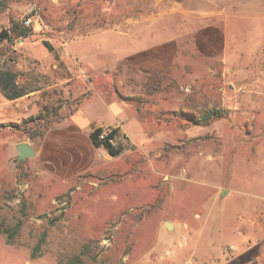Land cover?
I'll use <instances>...</instances> for the list:
<instances>
[{
	"label": "rangeland",
	"instance_id": "obj_1",
	"mask_svg": "<svg viewBox=\"0 0 264 264\" xmlns=\"http://www.w3.org/2000/svg\"><path fill=\"white\" fill-rule=\"evenodd\" d=\"M170 1L0 0V35H14L12 41L0 36L2 65L16 71L11 59L25 63L18 50L43 55L46 40L81 52L95 70L120 71L99 72L87 89L80 84V94L90 92L73 118L79 130L68 128L77 98L66 94L50 104L56 114L20 119L19 129L0 127V229L12 232L8 243L0 231V264H61L87 242L90 252L81 264H169V241L184 239L186 215L204 209L220 229L217 238L228 243L225 251L230 242L242 245L234 233L237 212L246 202L264 204V61L230 70L218 39L206 43L203 56L180 54L167 71H132L131 62L140 67L158 61L160 45L169 49L170 37L182 32L179 17L157 14ZM29 17L27 36H18L12 27H23ZM253 37L237 44L249 48ZM17 75L21 85L44 86V75ZM120 94L135 99L124 101ZM210 107L222 117L196 124ZM116 118L125 121L130 137L117 135L123 151L108 159L90 147L89 129ZM40 129L44 134L36 136ZM19 141L30 142L36 155L19 162ZM166 222L180 232L168 230ZM245 255L240 264H251ZM258 258L256 264H264L261 253Z\"/></svg>",
	"mask_w": 264,
	"mask_h": 264
},
{
	"label": "crops",
	"instance_id": "obj_2",
	"mask_svg": "<svg viewBox=\"0 0 264 264\" xmlns=\"http://www.w3.org/2000/svg\"><path fill=\"white\" fill-rule=\"evenodd\" d=\"M233 1H170L171 5H169L168 9L160 11L157 14H171L179 17L181 22L178 23L183 27L182 32L175 33L170 37L168 44L171 47L169 49H166L167 43L160 45L158 61L151 60V65L148 66H145V63L142 62L140 67L131 62L130 68H132V71L145 75L167 71L171 69L180 54L190 53V55L194 56H203L202 49L206 43L218 39H222L224 42V60L230 65V70L242 72L249 64L256 61H264V1L238 0L236 3ZM232 10L234 11L232 12ZM247 29L250 32L246 34L244 32ZM249 34L256 35V37H253L252 42L254 43L249 48L243 46V50L237 44V40L243 39L245 35ZM46 49L47 52L43 55H37L34 49L31 48L19 49L20 57L24 58V64L11 59L12 63H15L17 67L16 71L9 67L11 70L16 73L19 70L26 71L30 76L34 74L36 78L44 75L45 83L43 87H38L28 94L12 100L6 98L1 93V95L3 94V101L0 102V110L4 113L1 115V119L6 123H18L20 119L40 113H44V116L49 113L56 114L57 110L50 108V104L57 103L66 94L71 99L77 98L76 107L68 117L70 119L68 128L74 131L79 130L81 128L74 122L73 118L79 111L87 93L90 92L86 91L88 88L87 84L90 86L93 79L101 76L99 72L105 69L95 70V68L85 64L83 60L84 54L79 51L72 49L64 50L63 48L61 50L54 48L51 51L47 47ZM161 56L164 58L161 59ZM4 66L8 67L7 65ZM112 71H115L114 74L117 76L118 72L120 73L117 66H112L111 69L104 72L111 73ZM52 72H56V74L51 75ZM48 80L50 82H47ZM16 82L20 84L18 75ZM81 83L86 88V92L83 94L78 92ZM26 84L28 83L26 82ZM8 108L10 109L3 110ZM54 108L56 107L54 106ZM12 111H20L21 113L20 115L15 114L16 116H13L11 115ZM124 124L125 121L116 118V121L113 123L92 124L89 130L91 134L97 127L111 126L118 129V135L121 138L130 137L126 132ZM190 128V126L188 129L186 127V130L189 131ZM20 142L23 141L17 142L14 146L15 149L16 145ZM93 145L91 142L90 147ZM97 149L100 153L103 152L107 155L104 147H98ZM107 156L109 158H106L110 159V155L108 154ZM66 192L64 191L63 193ZM241 210L237 212L240 226L234 230V233H237L241 238L242 245L230 242L229 245L232 244L236 248L230 252L224 249L228 243L220 241L217 238L220 229L218 225L216 226L217 223L214 221L212 213L210 214L204 209L203 212L197 211L193 215L187 214V219L181 226L187 236L185 234L184 239L179 238V243H176L177 240L169 241L165 257L169 264H182L187 260L197 261L198 264H240L245 260V254H250L251 264L262 262L258 258V253L264 256V221L261 220L264 217V204L246 202L242 205ZM233 213L236 215V210H233ZM172 225L173 227L168 230L174 229L179 231L176 223H172ZM182 254H186L187 256L185 255V259L178 261L176 258Z\"/></svg>",
	"mask_w": 264,
	"mask_h": 264
},
{
	"label": "trees",
	"instance_id": "obj_3",
	"mask_svg": "<svg viewBox=\"0 0 264 264\" xmlns=\"http://www.w3.org/2000/svg\"><path fill=\"white\" fill-rule=\"evenodd\" d=\"M12 30L16 32L18 36H27V29L26 28L24 29V27H18L17 25H14V27H12ZM12 34L7 33L6 31H2L0 36L2 37V39H7L8 41H12L14 39V35ZM43 44L49 50L51 51L54 50V47L48 41L43 40ZM16 79H17V73L11 70L9 67L4 66V64L2 65L0 62V89L6 98L10 100L16 99L38 88L37 85H28V84L20 85L16 82ZM120 96L124 100H134L135 99L133 97H123L121 94ZM136 106L139 109V104H136ZM220 112L221 110L218 109L217 107L206 108L201 114L200 122H195V123L198 125L207 126L211 123L212 118L215 119V118L222 117V114ZM190 120L194 121L195 118L192 117V119ZM0 127H11V128L19 129V125L17 123H12V122H8V123L1 122ZM101 130H102V127H97L91 132L90 136H91L92 143L96 147H104L110 156H113V157L118 156L123 151V148H124L123 144L119 143L117 146H114L108 141V139L107 140L99 139V134ZM43 134H44V130L42 131V129L36 132V136H42ZM117 135H118L117 128H114L113 131L109 133V137H113V136L116 137ZM19 226H21V223H19L15 229H18ZM0 231L3 234L7 235L6 240L8 243H10L12 240V232L8 228H1ZM90 247H91L90 243L87 242L86 244L83 245L79 254L72 255L70 258L67 259V261H61V264H81L83 262L84 255L89 254ZM38 249H39V246L34 247L33 252H32V257L37 256Z\"/></svg>",
	"mask_w": 264,
	"mask_h": 264
},
{
	"label": "built area",
	"instance_id": "obj_4",
	"mask_svg": "<svg viewBox=\"0 0 264 264\" xmlns=\"http://www.w3.org/2000/svg\"><path fill=\"white\" fill-rule=\"evenodd\" d=\"M31 18H27L25 19L22 24H23V27L24 28H27V27H30V24H31ZM115 127H110V126H103L102 127V130L99 134V139H104V140H107L114 146H117L119 144L117 138L115 136L113 137H109V133H111L113 131ZM229 249L232 251V250H235V246L234 245H229ZM182 264H196L193 260H187L185 261L184 263Z\"/></svg>",
	"mask_w": 264,
	"mask_h": 264
},
{
	"label": "water",
	"instance_id": "obj_5",
	"mask_svg": "<svg viewBox=\"0 0 264 264\" xmlns=\"http://www.w3.org/2000/svg\"><path fill=\"white\" fill-rule=\"evenodd\" d=\"M16 149L18 150V161L26 160L29 157H34L36 155V150L34 146L26 141L20 142L16 145ZM226 190H223V194ZM165 225L168 229L173 227L172 223L166 222Z\"/></svg>",
	"mask_w": 264,
	"mask_h": 264
}]
</instances>
